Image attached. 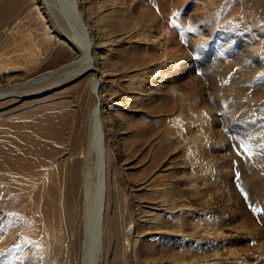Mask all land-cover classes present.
Here are the masks:
<instances>
[{
  "label": "bare ground",
  "instance_id": "obj_1",
  "mask_svg": "<svg viewBox=\"0 0 264 264\" xmlns=\"http://www.w3.org/2000/svg\"><path fill=\"white\" fill-rule=\"evenodd\" d=\"M31 1H34L37 8ZM31 1L0 0V24L11 21L24 9L32 12L39 21L37 27L33 26L36 31L32 27L29 29V35L25 32L19 36L20 33H17L19 37L0 40V104L6 99L22 101L26 95L39 94L60 83L58 79L47 81L52 75L50 71L41 72V57L51 56L55 63L60 59L69 60V63L55 69V72L60 71L63 75L71 72V78L90 72L87 75L88 87L84 91L92 106L87 110V115L83 116L77 113L76 104L74 122L70 121L74 105L69 103L33 109L9 118L0 115V240L5 244L11 235V230H4V223L9 229L26 216L25 231L35 238L43 264H57L58 261L60 264H142L139 258L144 259V264H155L158 259L163 261L159 264H182L184 261L185 264H200L198 262L202 251L197 252V249L205 244L194 227L205 223L207 228H211L219 216L211 215L199 207L196 210L186 205L181 207V199L174 196L168 200L163 198L166 201L154 203L148 210L139 205V201L134 203L128 200L111 150L110 134L103 131L101 110L105 111L108 102L100 95L101 79L98 74L112 72L115 66H122L128 55H133L130 61L135 60L139 51L138 44L141 43L133 36L132 29L117 32L119 34L112 33L106 18H113L108 17V13L116 14L114 27L127 18L130 24L141 29L145 2L152 0H136L137 13L128 10L123 2L125 0ZM252 1L259 6L264 17V0ZM130 2L132 4V0ZM123 12L126 13L119 18ZM82 18H85L86 23L81 21ZM6 26H3L6 28L3 33H10L9 30L14 29ZM39 30L40 36L37 35ZM253 56L256 61H260L248 67L242 61L239 72L232 71L231 65L224 74L217 72L216 83L223 91L229 90L235 80L239 81L235 85L241 87V95L236 96V101L232 104L226 96L222 100L228 110L233 112L235 119L252 116V120L259 114L264 115V48ZM190 65L189 59L173 58L153 66L152 73L161 82H171L173 74L177 75L180 69L189 70ZM15 73L25 77L24 81L11 84ZM144 73L139 72V77L144 76ZM254 83L257 87L252 88ZM177 88L164 90L163 94H159L160 99L148 95L147 100L158 102L155 111L160 117L159 122L156 129L145 132L140 121L136 124L133 137L150 138V135L156 134L164 151L180 147L181 161L188 164L186 172L178 171L182 176L180 182L188 185L191 190L195 183L194 176L199 175V179L203 180L216 176L211 166L207 165L210 149L221 148L226 151L229 147L221 142V138L214 139L207 133V125L203 122L209 110L204 105L199 106L195 96L182 94ZM143 91L154 93L146 88ZM254 93L255 96L251 98ZM107 119L105 123L111 131L112 126ZM120 126L119 129H123V125ZM122 146L126 148L123 143ZM94 155L96 159L93 162ZM167 185L160 187L163 197L171 193L170 184ZM129 186L134 188V185ZM26 205L28 208L32 206L29 210L31 212ZM175 208H178L176 216L169 213V210ZM88 213L91 216L87 224L95 221L92 226L85 222ZM8 216L11 220H7ZM149 217L154 221L150 224L153 226H156L154 223L157 221L163 224L164 220H159L163 217L174 225L188 229H184V235H177V241L161 237V242H164L156 243L154 239L157 233L154 232L150 239V234L144 235L140 229L145 228L144 221ZM137 225L143 234L141 240L138 239ZM6 252L10 258L15 259L17 253L12 248Z\"/></svg>",
  "mask_w": 264,
  "mask_h": 264
},
{
  "label": "rangeland",
  "instance_id": "obj_2",
  "mask_svg": "<svg viewBox=\"0 0 264 264\" xmlns=\"http://www.w3.org/2000/svg\"><path fill=\"white\" fill-rule=\"evenodd\" d=\"M31 2L37 8L34 1ZM123 2L132 13L138 12L136 0H132V4L130 0ZM145 7L144 24L141 29L137 25L130 24L127 18L114 27L113 21L117 16L108 13V17H113L106 18L108 20L106 24L109 25L108 29L112 33L132 29L133 36L141 43L138 44L139 51L135 60L130 61L133 55H128L122 66H115L112 72L105 71L101 75L98 74L101 79L100 95L108 102L105 111L101 110L103 131L110 134L111 150L115 155L117 170H120L118 175L121 184L126 188L127 198L133 202L139 201L137 203L148 210L150 205L166 201L174 196L181 199V207L186 205L191 207V210L203 208L211 215H218L215 226L207 228L205 223H199L198 227H194L205 244L202 246L203 250H201L202 247L197 249V252L202 251L198 262L200 264H264V115L259 114L252 120V116L245 117L246 119L243 117L235 119L233 112L228 110L222 100L226 96L233 104L236 96L241 95V87L235 85L239 84L238 79L234 81V85L230 84V89L226 91L221 90L216 83L217 75L224 74L230 65L233 67L232 71L239 72L243 65L242 61L246 67L258 63L259 59L256 61L253 55L259 54V50L264 48V17L261 15L263 13L252 0H152L149 3L145 2ZM25 10L18 12L17 18L15 16L11 21L0 24L2 26L0 40H5L7 37L10 39L19 37L25 32L29 35L31 27L36 31L35 27L38 26L39 21L32 12ZM125 13H121L119 18ZM81 21L86 23L85 18ZM21 22L24 24L22 25ZM6 25L14 29L9 30L10 33L8 31L3 33V29L6 30L3 26ZM17 33H20L19 36ZM37 33L40 36L41 30ZM70 56L74 57V55ZM257 57L260 58L258 55ZM173 58L189 59L191 64L189 70H178L177 75L173 74L172 78L170 77L171 82L166 80L161 82L159 78H155L152 73L153 66L169 62ZM41 60L43 64L41 72L52 73L47 81L58 79L60 83L39 94L26 95L19 102L18 99L4 100L0 104V113H2L0 115L9 118L33 109L69 103L74 105L71 108L74 111L70 121L74 122L76 104L78 105L77 113L86 116L87 110L92 106L90 98L85 96L84 91L88 87L87 75L89 76L90 72L71 78L73 77L71 72L65 75L60 71L55 72V69L69 63V60L60 59L55 63L51 56L41 57ZM138 71H145L151 76L144 73V76L139 77ZM15 74L11 84L24 81L25 77ZM145 76L150 78L144 79ZM158 85L161 86L158 87ZM173 87H178L182 94L195 96L200 103L199 106L204 105L206 110H209L203 122L207 125V133L214 139L221 138V142L229 147L226 151L221 148L210 149L207 165L211 166L216 176L211 175L213 179L209 177L204 180L199 179V175L194 176L195 183L191 190L188 185L180 182L182 176L178 171L186 172L188 165L181 161L180 147L164 151L156 134L150 135V138L133 137L136 124L140 121L145 132L156 129L159 122L160 117L155 111L158 102L153 99L147 100L148 95L158 98L159 94H163L166 90L170 91ZM251 87L255 88L257 84L254 83ZM145 88L154 93H145L143 91ZM253 96L255 93L250 97L253 98ZM238 100L242 101V99ZM244 105L248 106L245 103ZM252 108L254 110V107ZM123 115L126 116L125 119ZM107 118L110 120L108 124L112 126L111 131L105 123ZM120 124L123 125V129H119ZM122 143L126 145V148L122 146ZM93 159L94 162L96 155ZM161 164L163 165L160 166ZM168 180L170 181L167 182ZM166 182L170 184L171 193L163 197L160 187L169 186ZM129 185H134V188H129ZM182 201L186 203L183 204ZM204 202L206 204H203ZM31 207L28 208L26 205L28 211L32 209ZM178 208L169 210V213L176 216ZM89 216L91 213L85 215L86 224ZM180 217L185 220L182 215ZM8 218L9 216L7 220ZM25 218L26 216H23L17 225L9 229L5 223L2 225L5 231L11 230L9 233L11 235L5 244L0 240V264H43L35 238L25 231ZM150 218L144 221L145 228L140 229L145 233L144 235L150 234V239L154 232L157 233L154 239L156 243L161 242V237L177 241V235H184V229H188L187 227L183 229L182 225H174L163 217L159 219L164 220L163 224L157 221L154 223L156 226H153L150 224L154 221ZM93 223L95 221L87 225L92 226ZM137 231L138 239L141 240L143 234L138 225ZM11 248L17 253L14 256L15 259L10 258L6 252ZM139 259L144 264V259ZM161 262L163 261L158 259L154 263ZM185 263L186 261L182 264ZM57 264H60V261Z\"/></svg>",
  "mask_w": 264,
  "mask_h": 264
}]
</instances>
